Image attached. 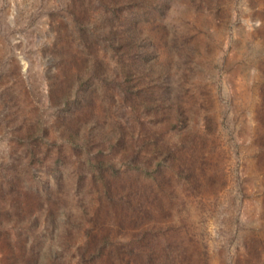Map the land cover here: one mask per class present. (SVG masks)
<instances>
[{"label": "rangeland", "instance_id": "obj_1", "mask_svg": "<svg viewBox=\"0 0 264 264\" xmlns=\"http://www.w3.org/2000/svg\"><path fill=\"white\" fill-rule=\"evenodd\" d=\"M0 264H264V0H0Z\"/></svg>", "mask_w": 264, "mask_h": 264}]
</instances>
